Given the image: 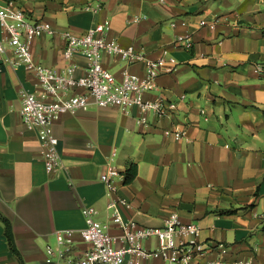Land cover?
<instances>
[{"label": "crops", "instance_id": "1", "mask_svg": "<svg viewBox=\"0 0 264 264\" xmlns=\"http://www.w3.org/2000/svg\"><path fill=\"white\" fill-rule=\"evenodd\" d=\"M9 2L55 30L31 43L36 63L66 70L63 32L84 34L104 24L121 46L164 58L157 88L145 98L161 97L175 108L159 116L92 105L63 114L53 131L64 166L48 174L38 133L21 118V91L41 94L38 78L14 63L11 50L0 53V213L11 222L20 254L0 219V264L42 263L57 230L85 227L83 205L108 221L109 187L101 180L108 164L122 175L114 184L115 197L128 203L120 207L124 219L157 228L177 212L181 222L201 228L198 240L208 250L191 264H264V0H2ZM8 56L12 63L4 61ZM73 62L77 77L91 64L82 54ZM103 64L119 79L126 67L139 76L146 68L108 54ZM132 164L137 173L127 183ZM110 232L120 233L114 223ZM144 247L155 250L158 240ZM86 248L79 243L75 254ZM143 264L171 263L155 256Z\"/></svg>", "mask_w": 264, "mask_h": 264}, {"label": "built area", "instance_id": "2", "mask_svg": "<svg viewBox=\"0 0 264 264\" xmlns=\"http://www.w3.org/2000/svg\"><path fill=\"white\" fill-rule=\"evenodd\" d=\"M88 9L97 11L100 7ZM0 53L7 55L11 50L15 56L14 63L23 65L33 72L42 89L37 95L26 89L21 91V118L24 125L38 133L43 148L45 170L48 174L56 173L63 168V160L59 151V140L53 131V124L63 114L79 109H88L92 105L98 107L116 106L127 112L133 108L143 111H153L159 116L166 115L175 108L174 103H168L159 97L147 100L145 94L157 88V78L164 64V58L151 60L135 46L123 47L116 40L107 37V27L97 24L84 34H76L65 30V58L70 62L66 70L56 72L42 64L36 63L31 43L42 36L54 35V28L46 22L32 21L25 10L14 3H2L0 0ZM184 42V40L179 39ZM186 46L191 44L186 40ZM82 54L91 60L86 74L76 76L78 65L73 58ZM120 58L128 65L144 62L145 74L139 76L124 68L121 78L105 68L103 55ZM5 62L12 63L11 57H5ZM176 63L174 58L169 60ZM261 69V68H259ZM1 70V65H0ZM77 89L83 93L67 95L68 91ZM146 116L139 122L145 123ZM166 135L175 138L182 137L180 131L167 130ZM122 176L112 164H108L101 180L109 190L107 204L108 221L99 220V212L94 206L83 205L81 210L85 219V227L81 229L57 230L56 246L48 245L46 255L40 264H143L144 260L160 256L171 264H191L199 255L208 250L204 242L198 240L201 228L197 224L183 223L177 212L171 213L162 227L148 228L137 222L124 219L120 207L128 203L115 197L114 179ZM112 223L116 224L120 233L110 232ZM156 238L158 248L149 250L144 247L148 239ZM79 243L87 245L85 251L76 255ZM207 264H255L252 261L225 262L216 260Z\"/></svg>", "mask_w": 264, "mask_h": 264}, {"label": "trees", "instance_id": "3", "mask_svg": "<svg viewBox=\"0 0 264 264\" xmlns=\"http://www.w3.org/2000/svg\"><path fill=\"white\" fill-rule=\"evenodd\" d=\"M136 173H137V168L134 164H132L125 173V181L127 183L132 182L136 176ZM0 219L5 224L6 236L8 238L10 248L13 251V253L19 257L20 254L15 244L11 222L6 217H4L1 213H0Z\"/></svg>", "mask_w": 264, "mask_h": 264}]
</instances>
